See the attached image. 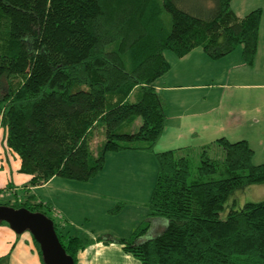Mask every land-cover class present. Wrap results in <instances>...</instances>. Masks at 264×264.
<instances>
[{"label":"trees","instance_id":"obj_1","mask_svg":"<svg viewBox=\"0 0 264 264\" xmlns=\"http://www.w3.org/2000/svg\"><path fill=\"white\" fill-rule=\"evenodd\" d=\"M206 1L205 11L193 13L177 0H0V125L27 185L53 176L86 181L107 152L152 153L145 219L162 218L164 227L141 241L147 220L128 237L95 238L116 242L138 264H264V198L226 204L234 189L264 183V161L252 162L248 142L220 136L198 147L153 150L165 121L155 88L170 66L165 50L181 57L200 48L218 59L239 46L243 64H252L261 9L238 17L230 0ZM215 147L220 153L210 155ZM3 191L0 204L52 220L75 264L92 239L61 233L32 192ZM7 261L0 255V264Z\"/></svg>","mask_w":264,"mask_h":264},{"label":"crops","instance_id":"obj_2","mask_svg":"<svg viewBox=\"0 0 264 264\" xmlns=\"http://www.w3.org/2000/svg\"><path fill=\"white\" fill-rule=\"evenodd\" d=\"M233 1L230 0L229 6L238 17L251 9L264 7V0H238L235 4ZM261 26L263 34H260ZM171 59L168 71L155 82V88L165 102V121L154 151L190 144L200 146L220 136L227 138V124L232 131L245 133L238 139L247 138L255 131L264 135V16H260L257 47L250 66L243 64L239 46L218 59L208 58L200 48H193L183 56ZM4 136L5 130L0 125V189L4 190L3 194L23 189L32 192L36 200L49 206L51 217L61 233L86 235L92 239L76 253L75 264H138L116 242L97 241L95 238L103 234L101 231H94L92 226H79L80 223L66 211L64 202L55 198L56 194L43 193L45 199L41 196L36 198L34 190L49 187L58 176L41 185H27L29 176L18 171V156L5 145ZM189 137H193L195 142L185 143ZM98 222L101 223V220L95 223ZM164 225L162 218L147 219L150 231L145 237L142 233L136 240L153 236ZM133 230L127 229L122 235L118 233L114 236L125 238ZM6 253L7 264H42L28 232L17 234L8 226L0 225V255Z\"/></svg>","mask_w":264,"mask_h":264},{"label":"rangeland","instance_id":"obj_3","mask_svg":"<svg viewBox=\"0 0 264 264\" xmlns=\"http://www.w3.org/2000/svg\"><path fill=\"white\" fill-rule=\"evenodd\" d=\"M177 1L186 5L187 8H192L188 10L193 13L196 8L200 11H205L209 6L206 0ZM236 1L238 0L233 1L234 4ZM260 9L262 17L264 16V7ZM164 14L166 15L165 17H167V13ZM260 34H263L262 26ZM164 55L168 61L174 58V55L167 50L164 51ZM139 123L140 118L136 116L131 127L135 129ZM230 127L231 126L227 124L225 132H227V138L231 141L245 134L242 131H232ZM100 136L101 135L97 132L94 134V140H96L94 143L100 139ZM246 137L247 138L244 139L248 141L253 149L252 162L260 163L264 161L263 132L255 131ZM187 141L188 142L185 143L195 142L193 137L187 138ZM132 143L139 144L142 143V141H133ZM194 145L196 144H190L189 146L198 147ZM154 148L156 147H153V149ZM209 153L210 155H217L220 151L215 147ZM193 161L196 164V160ZM155 172L156 164L150 152L135 149L107 152L104 156L103 167L88 180L76 181L58 177L61 181L54 179L49 187L41 190H34V193L36 198H40L41 196L44 199L45 196L42 195L43 193L56 194L55 198L64 202L66 211L70 213L69 215L75 219L77 223H80L79 226H92L94 227V231H101L103 233L99 234L101 236L117 238L114 235L118 233L122 235L127 229H135L142 221L147 220L145 219L146 203L148 201ZM101 193L103 196H100ZM262 198H264V183L251 184L234 189L229 195L226 204H230L233 200L234 207L240 208L244 202H255ZM37 209L50 213V211L47 212L46 208L42 205L37 206ZM110 209L111 211L108 212ZM226 211L227 208L225 207L219 213V216L223 217ZM98 219L101 220L102 224L100 222L95 223ZM73 227H75V224ZM146 229L143 232L144 237L150 231L149 227H146Z\"/></svg>","mask_w":264,"mask_h":264},{"label":"water","instance_id":"obj_4","mask_svg":"<svg viewBox=\"0 0 264 264\" xmlns=\"http://www.w3.org/2000/svg\"><path fill=\"white\" fill-rule=\"evenodd\" d=\"M0 222L14 233L28 232L37 243L42 264H74L60 245L52 220L41 212L0 204Z\"/></svg>","mask_w":264,"mask_h":264}]
</instances>
